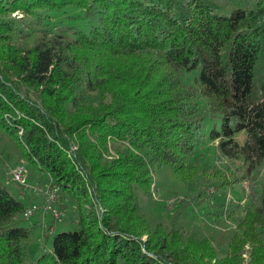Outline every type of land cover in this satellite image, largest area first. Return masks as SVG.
Wrapping results in <instances>:
<instances>
[{"label":"trees","instance_id":"16d2710c","mask_svg":"<svg viewBox=\"0 0 264 264\" xmlns=\"http://www.w3.org/2000/svg\"><path fill=\"white\" fill-rule=\"evenodd\" d=\"M224 1L0 0V133L78 212L76 227L52 231L26 263L28 205L0 183V264H264V189L222 258L207 239L151 230L138 213L136 190L149 192L153 171L195 177L188 157L207 116L198 97L225 157L249 172L264 160V0L222 11ZM67 6L83 10L88 31L13 44L20 17ZM109 143L121 145L111 158Z\"/></svg>","mask_w":264,"mask_h":264},{"label":"rangeland","instance_id":"374dc122","mask_svg":"<svg viewBox=\"0 0 264 264\" xmlns=\"http://www.w3.org/2000/svg\"><path fill=\"white\" fill-rule=\"evenodd\" d=\"M248 2L249 0H225L220 10L245 7ZM18 16H21L20 13ZM20 18L19 27L23 30L12 38L13 44L19 47H29L40 39L50 37L63 36L68 39L76 29L88 31L90 24L84 17L83 10L75 6ZM197 72L183 71L180 75L181 82L193 84ZM195 102L207 115L201 141L194 146L188 157L197 166L195 177L185 182L170 166L153 171V183L149 192L136 190L138 213L145 218L151 230L158 227L167 231L175 227L181 231L184 240L189 237L207 239L208 247H212L218 258H222L226 253V242L237 231V221L244 216L250 196L264 189V160L257 170L249 172L242 158L225 157L218 148V139H211L209 136V129L218 127L217 118L208 112L204 98L198 97ZM245 137L244 131L234 135L239 144L244 142ZM118 148H121L118 143H109L107 158L114 157L113 150ZM18 165L25 169V184L13 179L12 169ZM0 183L6 186L11 195L23 202L24 206L33 202L41 204L48 187L54 185L48 175L23 156V151L15 141L1 133ZM55 206L57 216L36 213L27 220L23 219L33 226L28 240L26 263L31 262L42 249L50 247L49 236L52 231L57 233L76 227L78 212L74 202L60 196L55 201ZM97 208L101 210L100 204ZM18 217H22V214ZM243 256L247 258L246 253Z\"/></svg>","mask_w":264,"mask_h":264},{"label":"built area","instance_id":"2783aa9c","mask_svg":"<svg viewBox=\"0 0 264 264\" xmlns=\"http://www.w3.org/2000/svg\"><path fill=\"white\" fill-rule=\"evenodd\" d=\"M12 176L14 181L20 184H25V169L22 165L15 166L12 169ZM48 188L49 189L47 190L46 196L42 202L43 204L41 203L42 204L41 205L37 202L30 203L28 205V216L23 217L24 219H29L36 213L39 214L49 213L53 216L58 215L57 208L55 206V201L58 199L59 191L54 190V188L50 186Z\"/></svg>","mask_w":264,"mask_h":264},{"label":"bare ground","instance_id":"6f19581e","mask_svg":"<svg viewBox=\"0 0 264 264\" xmlns=\"http://www.w3.org/2000/svg\"><path fill=\"white\" fill-rule=\"evenodd\" d=\"M54 190H58L57 187H54ZM24 216H28V209L26 210V212L24 213Z\"/></svg>","mask_w":264,"mask_h":264}]
</instances>
